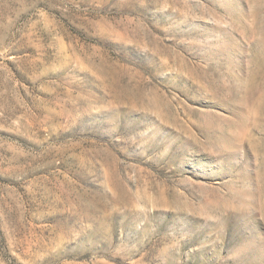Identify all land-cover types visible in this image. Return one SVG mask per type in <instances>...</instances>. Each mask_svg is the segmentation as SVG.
Instances as JSON below:
<instances>
[{
  "label": "rangeland",
  "instance_id": "374dc122",
  "mask_svg": "<svg viewBox=\"0 0 264 264\" xmlns=\"http://www.w3.org/2000/svg\"><path fill=\"white\" fill-rule=\"evenodd\" d=\"M0 264H264V0H0Z\"/></svg>",
  "mask_w": 264,
  "mask_h": 264
}]
</instances>
